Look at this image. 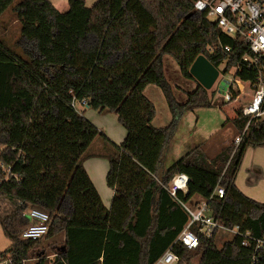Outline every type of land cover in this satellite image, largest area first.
Listing matches in <instances>:
<instances>
[{"label":"trees","instance_id":"obj_1","mask_svg":"<svg viewBox=\"0 0 264 264\" xmlns=\"http://www.w3.org/2000/svg\"><path fill=\"white\" fill-rule=\"evenodd\" d=\"M194 1L96 0L88 6L68 0L59 11L49 0H0V17L10 11L19 22L14 44L0 37V199L7 206L0 225L10 242L0 255L10 264H24L43 237L58 235L63 239L52 257L43 250L34 264H155L169 248L176 264H190L196 255L198 264H264V202L235 184L246 148L264 146V118L243 132L248 117L241 106L227 119L235 137L216 154L209 156L200 142L165 164L178 118L212 106L213 92L189 72L194 60L204 55L225 72L246 52L242 41L195 11ZM165 54L196 82L183 103L165 78ZM238 77L248 80L252 73ZM149 84L167 102L171 121L164 127L152 125L156 110L143 92ZM239 94L232 90L229 101ZM77 102L116 113L123 140H109ZM97 136L108 148L109 209L83 166ZM179 173L189 177L187 191L173 196L170 183ZM217 186L224 189L221 198L212 196ZM201 201L223 227L240 233L218 247L217 230L206 238L193 223L198 246L178 242L189 219L181 203ZM28 208L49 216L41 238L20 236L30 223Z\"/></svg>","mask_w":264,"mask_h":264},{"label":"built area","instance_id":"obj_2","mask_svg":"<svg viewBox=\"0 0 264 264\" xmlns=\"http://www.w3.org/2000/svg\"><path fill=\"white\" fill-rule=\"evenodd\" d=\"M198 5L201 6L198 7ZM193 9L204 12L208 19L215 22L222 33L237 37L246 47V52L233 65V76L227 82L224 94V99L229 101L232 90L240 92L236 79L249 82L252 91L251 99L242 106V114L248 117V122L243 130L245 132L255 121L264 118V0H195ZM223 49L228 51L230 48L224 46ZM244 71L252 73V77L248 80L239 79L238 73ZM239 141L240 137L237 136L234 142L237 144ZM188 180L189 177L186 174H176L169 187L171 195L174 196L178 191L185 193ZM223 194L224 189L217 186L212 196L221 198ZM181 205L189 219L177 236V241L186 248L194 249L198 246V233L210 238L215 230L226 229L218 219L209 214L205 201H201L195 206H191L189 203H181ZM24 214L30 223L21 232V238L38 239L43 237L49 228L48 214L35 208L26 209ZM193 223L198 225V233L190 228ZM230 231H234V234L240 233L237 227ZM243 244L246 242L244 241ZM177 261L178 256L169 248L155 264H176ZM10 262V257L0 255V264H10Z\"/></svg>","mask_w":264,"mask_h":264},{"label":"rangeland","instance_id":"obj_3","mask_svg":"<svg viewBox=\"0 0 264 264\" xmlns=\"http://www.w3.org/2000/svg\"><path fill=\"white\" fill-rule=\"evenodd\" d=\"M5 18V16H1L0 21ZM7 20L9 23L8 29L3 36L8 38L6 41L11 45L12 41L17 37L18 30L15 28L17 25L14 26L12 24L13 19H10L8 16ZM1 23L2 22H0V34L2 35L3 28ZM163 66L165 78L171 86L172 94L176 101L179 103L185 102L187 92H191L194 89L196 82L193 79H186L182 76L176 61L170 55H163ZM224 66V64H220L217 67L219 70L218 77L210 89H208L209 93L213 92V95L210 96L212 106L186 111L178 118L175 134L169 145L171 146L170 150H172L173 154L176 156L175 158L182 155L188 149L187 147L189 145L192 146L200 142L205 144L207 154L212 156L224 145L230 143L233 137H235L236 131L231 121H227V119L235 115V109L245 105L251 99L252 91L248 81H239L236 79L240 94L232 101H226L224 99V94L226 92L225 87L233 76L234 67L232 66L230 70L224 72ZM146 94L156 110L155 123L160 125L166 124L168 122L167 117L169 115V108L161 89L157 86L149 85ZM260 151H264V148H253L249 146L247 152L243 156L242 165L250 163L252 159L264 162V153H259ZM165 164L169 165L171 163H167L166 160ZM3 207L7 209L5 203L0 199V211L4 210ZM233 235L234 231L220 228L214 236V242L220 247L224 241L230 240ZM62 239V235H58L54 238L43 237L40 246L36 247L31 252V258L24 261V264H34L35 257L40 255L43 250L52 257V252L60 247ZM9 245L10 242L3 234L0 225V253L6 250ZM197 257H199V255L192 258V264H197Z\"/></svg>","mask_w":264,"mask_h":264},{"label":"crops","instance_id":"obj_4","mask_svg":"<svg viewBox=\"0 0 264 264\" xmlns=\"http://www.w3.org/2000/svg\"><path fill=\"white\" fill-rule=\"evenodd\" d=\"M59 11H65L68 8V0H49ZM96 0H85L86 5H92ZM90 4H89V3ZM2 16H5V19H1L2 22V32L0 37H2L5 41L8 39L7 37L3 36L8 29V16L12 20V24L16 26L15 28L19 27L18 20L12 18L10 11H6L3 13ZM8 35V34H7ZM15 39L12 41L14 44ZM164 71V66H163ZM165 75V72H164ZM185 78V77H184ZM187 79V78H186ZM153 85V84H149ZM147 85L143 90L144 95L150 100V98L146 94V90L148 88ZM155 86V85H154ZM195 87V86H194ZM155 92V91H154ZM153 92V93H154ZM251 98V97H250ZM151 101V100H150ZM78 109L83 113V115L90 120L101 133H103L109 140H111L115 144H119L123 138L125 137V129L123 126L118 122L117 115L114 112L108 110H94L88 107L83 102H77ZM156 113L152 120V125L154 127H164L171 121V114L169 111V115L167 117V123L164 125L156 124L155 123ZM190 146V145H189ZM188 146V147H189ZM187 147V148H188ZM253 148H264V146H258ZM107 146L105 145L103 139L100 136H97L88 146L86 151L84 152L83 157V166L89 175L91 181L93 182L97 192L100 195V198L103 202V205L109 209L111 206L112 201V190L107 186L105 176L108 170V160L105 157L107 152ZM171 146L169 151L165 156V162L171 163L174 159H176L175 155L173 154ZM248 147L245 150L247 152ZM244 153V155H245ZM259 153H264V151H260ZM243 155V156H244ZM243 160V158H242ZM241 164L235 176V184L246 196L259 201L264 202V162L253 160L250 163H246L244 165ZM194 203V200L192 201ZM191 202V203H192ZM190 203V204H191ZM194 205V204H191ZM198 262H199V257ZM197 262V264H198ZM192 264V260L190 261Z\"/></svg>","mask_w":264,"mask_h":264},{"label":"water","instance_id":"obj_5","mask_svg":"<svg viewBox=\"0 0 264 264\" xmlns=\"http://www.w3.org/2000/svg\"><path fill=\"white\" fill-rule=\"evenodd\" d=\"M189 72L206 89H210L219 73L218 69L204 55H199L194 60Z\"/></svg>","mask_w":264,"mask_h":264},{"label":"clouds","instance_id":"obj_6","mask_svg":"<svg viewBox=\"0 0 264 264\" xmlns=\"http://www.w3.org/2000/svg\"><path fill=\"white\" fill-rule=\"evenodd\" d=\"M201 6V5H198V7Z\"/></svg>","mask_w":264,"mask_h":264}]
</instances>
